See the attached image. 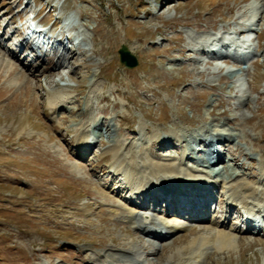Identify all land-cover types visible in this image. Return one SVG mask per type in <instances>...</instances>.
I'll use <instances>...</instances> for the list:
<instances>
[{
  "label": "rangeland",
  "instance_id": "374dc122",
  "mask_svg": "<svg viewBox=\"0 0 264 264\" xmlns=\"http://www.w3.org/2000/svg\"><path fill=\"white\" fill-rule=\"evenodd\" d=\"M40 23L54 43L61 38L67 57L57 61L55 50L28 68L33 61L16 52L17 73L5 80L0 71V264H98L92 258L125 244L143 251L140 264H174L217 229L232 237L231 249L206 239L183 264H264V232L236 233L231 219L216 224L231 209L224 181L237 177L264 191V0H0V58H13L6 47L14 27L27 36ZM232 29L248 42L242 54L224 50ZM121 44L134 67L120 62ZM120 142L150 166L213 172L209 219L168 241L144 242L133 191L110 180H127L122 167L117 177L111 172ZM211 151L222 157L214 165ZM199 225L212 230L189 229Z\"/></svg>",
  "mask_w": 264,
  "mask_h": 264
},
{
  "label": "bare ground",
  "instance_id": "6f19581e",
  "mask_svg": "<svg viewBox=\"0 0 264 264\" xmlns=\"http://www.w3.org/2000/svg\"><path fill=\"white\" fill-rule=\"evenodd\" d=\"M167 3L171 5L172 2L168 1ZM163 7H164V5H163ZM185 25H188V24L185 23ZM26 27H28V26H26ZM242 27L243 26H240V27L237 26V28H239V30H237L239 33H242V30H240V29H242ZM19 28L20 27H18V26L17 27H14V29L12 30V33H15L16 32L15 34H17V36H18L17 38L19 39L18 40L19 46L26 45L25 49L27 48L26 50H29V51H26L25 50V52H24L25 53V55H24L25 58H23V59L25 60L27 58L28 59L30 58L29 63H30V61H33V63L31 62L30 64H26V65L23 64V66H27L28 68L29 67H35L36 68V66L38 64H41L43 66L44 65L43 63L46 62L45 61L46 60V56L45 55L46 54H52V52H54L56 49H58V50L61 51L60 54H64V56L66 55V51L64 50V48L62 47V45H60L61 43H63L60 37H59V44H56V43L52 42V43H54V45H51L53 47V50L52 51H47V53H46L45 52L46 50L40 49L39 54H36L34 52L35 50L34 49H31L32 46H29L30 39H28V37H26V36H23L22 33H21L22 30H23V27L20 28V29ZM226 29L228 30V27ZM233 30L234 29H232V31ZM49 31L50 30L48 28V29H46L44 31H39V32H40V34H43L44 36H47V38L56 37L55 34H53V36H50L48 34ZM34 32L35 31H33L31 33L33 34ZM55 33H56V31H55ZM32 34H30V36ZM5 37H6L5 36V32H4L3 35H0V38H5ZM52 43H50V44H52ZM227 43H224L223 42V45L224 44H227ZM205 44L207 45V42L204 43L203 45H205ZM239 46H241L240 48H244L246 46V43L241 41L240 44H239ZM19 48L20 47H17L16 50L14 49L13 51H10L9 50V53L8 54L11 55V57H13L12 59H3V58H0V71H4L3 77H4L5 80L6 79H10L11 77L14 76V74L17 73L16 72L17 71L16 69H17L18 66H17L16 63L20 59H18V57H16L14 55V53H15V51L19 50ZM220 52H219V54H220ZM65 57H67V56H65ZM58 59H60V55L57 57V61H58ZM32 80L34 81L35 85L38 86V78H37V76L35 74H33ZM27 84H29V83H27ZM60 100L61 99H59L58 101L60 102ZM82 137L84 138V135ZM215 137H217V136L215 135ZM82 141H84V140L83 139L82 140L79 139L77 141V142H79V144L77 143V146L78 147H80V146L82 147L84 145L83 143H85V142H82ZM167 145L170 146L169 144H167ZM122 146H123V142H120V143H118L115 146L116 149L114 147L115 151H113L114 152L113 155H115L116 161L112 165V170L109 169V171L111 170L112 175L115 176V177H117L119 175V174L117 175V171H116L118 169V167H120V168L122 167V169L126 171V175L124 173V174H122V176L123 175L126 176L127 177V180H129L130 183L127 182L126 184H123V183H121L122 182L121 179L118 177L117 179L120 180L119 181L120 185L122 184L121 187H120V186H116L115 185V180L114 179H112V178L110 179L113 182V187L115 189H117V190L119 189L120 192L123 191V193L124 192L125 193H128L129 191L130 192L133 191V193L142 194L144 192V189L147 188V189H149L148 191H150V189H151V192H154L152 198H155L156 195L157 196L160 195V191L159 190H156L157 188H155V183H157L158 185H160V186H157V187H167L165 183H171L172 182L169 177L174 176L177 180L179 179L180 181H183V178L181 177L183 175L184 176H188V177H185L186 184L182 183L181 184L182 187H185V185H188L189 184V181H199V182H197V184L198 183H199V185L204 184V186L207 185V183L208 184L210 183L212 189H214V186H216V178L214 177V174L213 173L211 174V172H203L202 174H198L197 175L196 174V170H194V169L193 170L192 169L186 170L184 168L181 169L178 166H175L173 163H170V162H167V163H164L163 162L161 164L160 163L159 164L156 163L157 165L150 166L149 164H147V163H145L143 161L142 156L140 155L141 153L139 155H136L133 152L127 153V151H125V149H126L127 146L125 145V146H123V148H122ZM164 147H166V146L164 145ZM211 153L214 155V158L216 159L214 164L220 162V160L222 159V157L220 155H217L216 156V154H214L215 151H211ZM137 158H139V159L142 160L141 161L142 164H140V167H139L138 159ZM185 158H187V157H185ZM183 159H184V156H183V158H181V160L183 161ZM211 165H213V164H211ZM215 166H217V165H215ZM141 167L144 170H142ZM212 167H214V166H212ZM145 173H146V175H144ZM137 174H139L140 176H138ZM137 179H139L138 180L139 183L137 184V187L129 186L131 184V181L132 182H133V180L137 181ZM154 179H156V180H154ZM155 181H157V182H155ZM180 181H178L179 184H180ZM224 184H226V186H224V189L225 190L223 191V194H224L223 196L225 198V202H226L227 206H229L231 208H235L236 206H238L237 201H240V203H242L244 206L249 207L248 204L250 203V201H247V198L248 197H252L254 200H256V201H254V203L251 202V204L254 205L256 208H257V206H261L260 203H264V191H262V190H258L257 191L255 188H253L252 186H250L247 182H245L243 180L241 181V180L237 179V177H234L233 179H230L229 181H224ZM195 188H198V186H194L193 187V189H195ZM184 189H186V187ZM141 197L143 198L142 195H141ZM207 200H209V197L207 198ZM137 207L139 208V211H138L139 214H138V216H137V214H135L137 216V218H138V219L136 218V220H135V221H137V224L135 225V230H137L138 232H140V235L142 236L143 241L145 239L144 242H146V240L149 241L150 238H152L153 240H156L157 242L168 241V240H170V238H172L174 236L175 232H179L180 230H185L186 229V228H184L185 225H184L183 222L176 221V220H169V219L164 218V217H169L172 214L169 210H166V212L163 213V216L164 217H161V216H159L158 214H155V213H150L149 215H145V217H144V215L142 213L148 212L149 209H151L150 206L147 205L146 203H139ZM203 209L204 210H210L209 203H206L205 206L203 207ZM152 211L155 212L156 211V208H153ZM156 212L157 213H160L159 211H156ZM129 217L131 219H133V218L135 219V216L132 217L131 214L129 215ZM205 220L206 219H202V218H194V220H192V221H196V222H199V224H203V221H205ZM226 222H228V216H225L224 217V221H222L220 223H218L216 221V224H219V226L222 227V226H225L226 225ZM235 227H237V226H235ZM189 229L191 230V232L192 231H196V230H200V231L201 230L206 231L208 229L209 230H212L211 227L206 226V225H203V226H200V225L199 226H193V227H191ZM230 229H233L234 230L235 228L234 227H231ZM216 231L213 230V233L211 235L206 236V237L205 236H198L196 238V241H194V240L192 241V243H193L192 247H190V249H186V253L187 254L189 253V256L182 257L180 259L178 257V260L175 259V258H173V259H175V260H173L171 258L172 259L171 262L174 263V264H183L186 260H188L190 258V255L192 254L191 253V249L201 247V242L202 243H206V239L208 241H211L212 244L217 243L220 246L219 248H221V249L223 248L225 250H230L231 249L230 247H231L232 243H234L232 237L229 236L226 232L220 231V229L219 230L217 229ZM181 235L182 234H180V236ZM234 237H236V236H234ZM237 239H239V238H237ZM236 241H238V242H235V243H238L239 246H240L239 240H236ZM125 245H123L121 248H117V251H120L118 253L116 251V253H111V254L104 255V256H102V258H99L96 255L94 258L89 257V259L92 258L93 261L96 260L95 263H98V261H102V263H98V264H128V263H131V264H139L140 260L138 262V259H136V257L138 256L137 258H139L140 257L139 255L144 254L143 251L135 250L131 246H125ZM202 246H203V244H202ZM158 247L159 246H156V245L155 246H150L148 248L147 253H151V252L157 251L159 249ZM98 259H100V260H98ZM89 261H91V260H89ZM86 262H85V264H87Z\"/></svg>",
  "mask_w": 264,
  "mask_h": 264
},
{
  "label": "water",
  "instance_id": "95a60500",
  "mask_svg": "<svg viewBox=\"0 0 264 264\" xmlns=\"http://www.w3.org/2000/svg\"><path fill=\"white\" fill-rule=\"evenodd\" d=\"M118 53L120 62L126 67L131 68L137 64L135 56L131 54L124 44H121L120 48L118 49Z\"/></svg>",
  "mask_w": 264,
  "mask_h": 264
}]
</instances>
